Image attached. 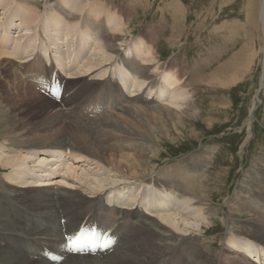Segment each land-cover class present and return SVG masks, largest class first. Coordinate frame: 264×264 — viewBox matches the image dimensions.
Wrapping results in <instances>:
<instances>
[{
	"label": "bare ground",
	"instance_id": "obj_1",
	"mask_svg": "<svg viewBox=\"0 0 264 264\" xmlns=\"http://www.w3.org/2000/svg\"><path fill=\"white\" fill-rule=\"evenodd\" d=\"M13 4H17L18 7L14 8ZM46 4V7L40 9L36 0H0V58H15L20 65L31 59H38L45 66L48 64L60 68L70 79L82 78L93 74L91 78L97 82H112L113 86L125 99L150 100L156 105L148 106V104L144 103L126 105L115 114L99 117L102 119L84 118L76 113L66 111L71 117V122H69L70 125L62 122V126L60 124L62 121L61 117L65 112L56 102L51 101L52 103L49 104V98H42L41 94L39 95L26 83L22 82L20 86L19 83H16L19 81L17 73H10L13 84L8 91H12V97L15 100L22 101V104L26 103L30 96L42 98L41 100L48 103L41 105V108L50 114L47 116L52 120L49 121V126L54 123L59 125V130L64 128V133H69L70 137L64 135L61 139L49 144L14 145L19 148H30L26 152L33 154L32 148L38 149L40 156L35 154L36 158L25 155H7L0 152V168L7 169L11 166L14 167L10 170L16 168V171L9 173V176L5 177L10 181L17 179L23 183V186H16L18 188H15L11 187L12 184L9 185V183L3 182L4 185L8 186L5 188L8 193L4 194L0 200V264H163L166 259L172 256H174L175 264H180L181 262L183 264H213L209 259H205L204 253L209 245L200 239L202 236L184 237V235H180L187 231V227L181 226L177 221V217L179 219L181 217L180 212L185 209V204L188 201L187 196H193L195 203L206 204L205 200H207V197L203 193V195H200L196 191L203 175L201 174L199 183L193 184L195 176H199L208 165V158L211 153L204 150L199 154L197 163L190 162L185 166L186 164L182 165V160H179L178 163L176 162L177 164H173L174 166L170 168L163 167L160 169L161 171H155L153 175L150 173L151 176L141 179V177L149 173L151 168L154 169L151 165L142 166L144 163L143 158H147L143 155L145 153L143 145H140L141 154L131 151L134 150L133 147L124 146L114 141L120 137L130 139L135 135L131 128H127L124 125L125 120L113 119L121 114H125L127 117H134L136 112L139 113L146 110L149 113L165 117L170 122L172 121L171 123L175 124L174 126L182 123L185 118L193 117L197 106L190 103L188 99L186 101V96H184L183 92L186 89H188L187 91L192 89L189 75L183 76L182 68L173 66L170 64L171 62L166 67H161L158 45L155 46L154 42L151 43L153 39L149 36H145L149 42L141 37L133 38L134 52L130 49L127 51L128 55L121 53L120 43L117 40H120L123 44V39L117 31L122 32L127 21L123 16H118L111 12V10L120 11L117 6H113L110 3L105 4V2H99V0L89 1L88 6L81 5L78 0H56L51 3L46 2ZM85 7H89L90 13H94L96 16L102 13L108 17L110 16L112 19H109L111 31L106 29L103 20L94 21L88 15L86 16L89 19H85V15L83 17L84 25L79 22L80 27H77L75 25L76 22L72 21L66 14L68 13L71 18H75L76 13H82ZM44 16L46 18L38 28V23ZM47 17H50V19H47ZM50 21L54 23L51 26L49 24ZM258 23L264 48V0H259ZM170 41L173 45L175 39H170ZM61 47L64 48V51H61ZM249 48L244 46L240 52H235L229 60L221 62L205 80L203 78L199 80L206 81L210 87L229 88L243 77L242 74L247 71L252 63L253 54L256 56L257 50L253 53V50ZM95 54L101 55H98L97 58V56H94ZM61 59H65V61ZM69 62H71V68H66L65 65H68ZM262 62L263 76L261 86L264 84V60ZM118 65H123L126 70L123 71V68L121 70L115 69ZM102 66H106L103 71L101 69L100 72H94L100 67L102 68ZM106 69L107 72L105 73ZM185 74L186 72H184ZM112 75L115 76L116 81L111 79ZM181 88H184L182 92H180ZM124 90L126 92H123ZM255 94H257V91ZM13 98L10 101H14ZM257 103L256 97L253 95L248 108V116L245 119L247 120V125H252L253 123ZM53 115L55 119L52 117ZM65 117L63 116V119ZM93 135L96 137L93 138ZM247 137L249 138V136ZM70 138L72 143L69 142ZM14 144L18 143L14 142ZM47 148L75 152L74 155L69 156L70 158L68 157L67 167L65 165L61 167L65 172L62 178L68 179V181L62 180L65 185L60 186V188L51 186L52 179L56 175H60L58 171L59 160L53 159L50 152L51 149ZM157 151L158 149L155 148L154 153L151 152L150 158H153ZM80 153L96 158L97 162L111 167V170L123 172V175L126 173L132 179L134 177L139 179L141 190L138 193V195L140 194L138 200L127 202L129 200L126 199L134 193L124 188H116L103 196L102 189L111 184L114 185L116 182L111 181L109 182L110 184L107 183L108 185L103 183V178L98 171V174H94L93 177L90 176L86 181L88 185H92V188L87 191V193L91 192L90 196L76 188L74 183H69L73 181L70 178L78 181L83 175V170H80V174L77 173L78 171L75 167H72L73 163H71L79 158ZM19 159L30 160L33 162L34 168L37 166L35 177L32 176L33 178L28 180L24 179L26 177L24 174L33 175V173L28 166H18ZM43 160H48V164ZM150 161L153 162V159H150ZM151 172L153 171L151 170ZM261 175L264 176V173ZM154 185L163 186L160 190L162 192L156 190ZM96 190H100V192L98 193ZM252 193L251 195L254 198L250 202L245 203L242 206L243 208L238 207L235 210V213L248 215L241 219L244 223L233 226V224L230 225L229 222H226L225 219H221L225 223L229 235L236 234L237 236L233 237V240L231 239L232 236L228 238L227 249L220 256H218V252L214 253L218 264H227L231 260H233L232 264H264V211L254 206V203H260L263 200L264 195L257 196L255 191L254 194ZM111 201L122 207L107 206L106 202L111 203ZM11 203L19 205L21 208L18 210L9 208ZM134 203L140 204L144 211L154 216L149 214L143 216L139 212L141 207H136ZM82 205L85 209L88 206L93 207L95 213L103 214V219L111 218L113 220L127 221L132 227L138 226V228L129 241L124 242L119 249H115L108 254L89 255L75 253L66 256L61 261L60 258L65 249L63 244L64 233H74L81 222L91 215L89 211L82 212L77 209L78 206ZM213 209L208 205L206 213L209 217L214 216L215 211ZM60 210H63L65 215L61 214ZM129 211H132V213ZM142 213L144 212L142 211ZM187 213L183 215H188L191 218L193 212L187 211ZM44 218H48L52 222L44 221ZM103 219L98 221L107 226ZM27 220L32 225H27ZM43 225L45 229L40 228ZM74 225H78V227H70ZM55 226L61 229H53ZM197 230L202 232L201 228ZM27 238L29 240L26 241ZM1 240L4 242H1ZM38 240L44 245H40ZM257 243H261L263 246L257 245ZM50 245H52L51 250L54 251V256L58 257V259L40 256L41 250ZM233 245L236 250L229 249V246ZM15 246L23 252L26 250L32 252L23 254L17 251ZM250 253L258 256V259H260L258 263L250 261L248 258ZM253 258L256 260V257Z\"/></svg>",
	"mask_w": 264,
	"mask_h": 264
},
{
	"label": "rangeland",
	"instance_id": "obj_2",
	"mask_svg": "<svg viewBox=\"0 0 264 264\" xmlns=\"http://www.w3.org/2000/svg\"><path fill=\"white\" fill-rule=\"evenodd\" d=\"M36 1L38 2V7L42 9L43 7H46V2L51 3L56 0ZM89 1L91 0H78L83 6H88ZM99 2H105V4L110 3L113 6H117L121 12L116 10V12L114 10H111V12H114L118 16H123L127 21L122 32L117 31L119 36H122L123 39V44L120 40H117V42L120 43V45L117 44L120 46L121 53L128 55L127 51L130 49L134 52L135 46L133 45V38L141 37L149 42L145 37L149 36L153 39L151 43L154 42L155 46L158 45V55L161 67H166L168 63L171 62L170 64L173 66H180L179 68H182L181 71L183 72V76L189 75L190 77L189 81L192 86V89H190L191 91H187L188 89L183 91L184 88H181L180 92H184L186 101L188 99L190 103L197 106L194 115L195 117L185 118L182 123H178L177 126H174L175 124H172V121L170 122L168 119H165V117L163 118V116L161 117L155 113H149L146 110L139 113L136 112L134 117H127L125 114H121L113 119L125 120L124 125H126L127 128H131L133 132H135V135L130 139L120 137L114 141L124 146L128 145V147H133L134 150L131 151L141 154L142 149L140 145H143V150H145L143 155L147 158H143L144 163L142 166L151 165L154 169L151 168L153 172L149 169V173L141 177V179L153 175L155 171H161L160 169L163 167L170 168L177 164L179 160H182L181 164H186L185 166L190 162L197 163L199 154L204 150L211 153V156L208 158V165L204 169L205 172L202 171L199 176L196 175L193 184L195 185L200 182L202 174L203 178L201 179V183L197 186L196 191L199 192L200 195L203 193L207 197V200H205L206 204L195 203V198L193 196H187L186 198L188 201L185 204V209L180 212L181 217L180 219L177 217V221L181 226L184 225L187 227V231L180 235H184V237L193 235L202 236L200 239L209 245L204 253L205 259H209L213 264H218L217 257L214 253L218 252V256H220L221 253L227 249L228 238L232 236L231 239L233 240V237L237 236L236 234L229 235L227 227L221 219H225L226 222H229L230 225L233 224V226L244 223L241 219L248 215L235 213V210L238 209V207L243 208L242 206L245 203L250 202V200L254 198V196L251 195L252 192V194H254V191L257 192V196L264 195V176L261 175L264 173V84L261 86L264 48L260 34V26H258L259 0H99ZM13 5L14 8L18 7L17 4ZM66 14L72 19V21L76 22L75 25L77 27H80L79 22L81 25H84L83 17L85 15V19L93 18L94 21L103 20L106 29L111 31V22L109 21L112 19L110 16L108 17L104 13L96 16L94 13H90L89 7H85V10L80 14L76 13L75 18H71L68 13ZM86 15H88L89 18ZM127 17L129 18L127 19ZM45 18L46 16H44L38 23V28L43 24ZM47 19H50V17H47ZM49 24L51 26L54 23L50 21ZM67 24L69 25L68 22ZM141 34L143 35L139 36ZM95 35L97 38L96 33ZM170 39H175L173 45ZM244 46L245 48L250 47L249 49L253 50V53L257 50V53L256 56L253 54L250 67L242 74L243 77H241L238 82L232 84L227 89H221L219 87H210L209 83L206 81L199 80L202 78L205 80V78L212 73L221 62L229 60L235 52H240ZM60 49L61 51H64L63 47ZM98 55L100 56L101 54H95L94 56H97L98 58ZM43 60L45 61L44 56ZM61 60L65 61V59ZM70 64L71 62H69L68 65H65L66 68H71ZM46 67L47 66L38 59H31L20 65L15 58H0V124L2 123L0 125L1 153L7 155H25L36 158L35 154L40 153L38 149L32 148V151L34 152L33 154L26 152V150L30 148H19L14 145H31L33 143L49 144L61 139L64 135L70 137L68 135L69 133H64V128L59 130V125H55L54 123L49 126V121L52 120L47 116L50 114L41 108V105L48 104L41 100L46 96L36 90V82L32 77L36 75L41 78V76H43L42 71L45 70ZM49 67L54 68L50 65ZM49 67H47V69ZM66 68L64 67L65 70ZM105 68L106 66H102V68L100 67V69H97L94 72H100L101 69L103 71ZM115 69L126 70L123 65H118ZM14 72H16L19 77V81L16 83H19L20 86L22 82L24 84L26 83L34 91L38 92L39 95L41 94L40 96L42 98H34L30 96L24 104H22V101L15 100L12 97V91H8L13 84L10 73ZM106 72L107 69L105 73ZM184 72H186L185 75ZM92 75L93 74L69 80V83L74 82V85L67 83L65 86L67 91L71 90L75 85H78L80 81L83 82H81L72 93L74 96L70 102H62L65 104L68 103L65 109L60 107L61 104L49 98V104L56 102V104L65 112L61 117V125L63 124L62 122L70 125L69 122H71V117L66 111L80 115L79 110L82 105L94 96H100L107 100V107L113 110H111L110 113L107 112L97 117L80 115L81 117L97 119L99 117L115 114L120 108L126 105L144 103L150 106L154 104L150 100L142 101L140 99H129V101L120 94V92L113 86L112 82H97L91 78ZM188 87L191 88L190 86ZM256 91L259 98L257 97V94H255ZM87 94L88 96H86ZM253 95L256 97L258 103L254 112L253 123L252 125H247V120L245 119L248 116V108ZM87 97L89 98L87 99ZM11 98H13L14 101H10ZM63 116L66 117L63 119ZM52 117L55 119L54 115ZM146 118L147 120H145ZM107 135H109V133H107ZM247 136H249V138ZM95 137L96 136L93 138ZM69 140L68 141L72 143V139L70 138ZM244 140L245 142H243ZM14 142L18 144H14ZM155 148L158 149L157 154L155 155L156 157L154 156L153 158H150L152 153H154ZM47 149H51L50 152L53 159L59 160L58 171L60 175L55 176V178L59 179L53 180V178L51 186L60 188V186L65 185L62 183V180L68 181V179L62 178L65 172L61 167L62 165L67 167L68 157L74 155L75 152L56 148ZM62 152L65 158H58L59 154H62ZM79 158L71 163H73L72 167H75L78 171H76L77 173H79L81 169L83 170V178H79L80 180L78 181H74V178H70V180L73 181L69 183H74V186L87 196H90L91 194V192L87 193V191L90 190L89 188H92V185L86 183L87 179L90 178V176L93 177L94 174L99 173L103 178V183L110 184L109 182L111 181L116 182L114 185L111 184L102 189V192L111 191L116 188H124L125 190L129 189L134 194L126 199L129 200L127 202L138 200L140 195H138V193H140L141 190L139 179L136 177L132 179V177L126 173L123 175V172L120 173L113 169L111 170V167L103 165L101 162H97L96 158L90 157L84 153H80ZM150 159H153V162L150 161ZM216 159L217 161H215ZM43 161L48 164V160ZM32 163L33 162L30 160H18V166H28L33 173V175L24 174L26 176L24 179L26 180L36 176L37 166L34 168ZM13 167L14 166H11L7 169L0 168V200L4 194L8 193L5 189L8 186L4 185L3 182L9 183V185L12 184L11 187L15 188H18L16 186H23V183L19 180L14 179L13 181H10L5 177L9 176V173L16 171V168L10 170ZM53 182H56L58 185ZM96 191H98V193L100 192V190ZM139 205L137 207H141V205ZM208 205L210 208H214L213 210L215 211V214L213 217H209L206 213ZM229 206L232 209H230ZM254 206H257L256 208L264 211V197L260 203H254ZM9 208L18 210L21 206L11 203ZM77 209L82 212H91V215L85 218V221L83 220L81 224L94 221L101 224L98 220L103 219V214L95 213L93 207L88 206V208L85 209L82 205L78 206ZM60 211L61 214L65 215L63 210ZM187 211L193 212L191 218L188 217V215H183L188 214ZM129 212L132 213V211ZM232 212L233 214H231ZM150 216L154 215L151 214ZM14 217L17 218L16 215H14ZM79 217H81V215H79ZM103 220L107 226H115V230L121 234V244L117 249H119L124 242L129 241L138 228V226L132 227L127 221L113 220L111 218H104ZM44 221L52 222L48 218H44ZM26 224L32 225L29 220L26 221ZM70 227L77 228L78 225ZM40 228L45 229L44 225ZM57 228L61 229L57 226L53 227V229ZM200 228L202 232L197 230ZM27 240H29V238H27L26 241ZM1 242L4 241L1 240ZM38 243L44 245L40 240H38ZM257 245L263 246L261 243H257ZM15 248L23 254L32 252L29 250L23 252L16 246ZM229 249L236 250V247L234 245L229 246ZM229 249L228 251H230ZM253 257H256V260H254ZM248 258L250 261H254V263H258V260H260L256 254L252 253L248 255ZM166 261L167 264H175L174 256L166 259ZM232 261L233 260L229 261L227 264H232ZM180 264L183 263L181 262Z\"/></svg>",
	"mask_w": 264,
	"mask_h": 264
},
{
	"label": "snow or ice",
	"instance_id": "obj_3",
	"mask_svg": "<svg viewBox=\"0 0 264 264\" xmlns=\"http://www.w3.org/2000/svg\"><path fill=\"white\" fill-rule=\"evenodd\" d=\"M84 236H85V233L83 232V230H81V232L78 233L77 235L68 237L67 243L70 246V249L75 250V251H81L85 247H90V245L85 242ZM109 246L110 245H108V244H101L100 245V247H104V248H107ZM52 259H58V257L54 256V257H52Z\"/></svg>",
	"mask_w": 264,
	"mask_h": 264
}]
</instances>
